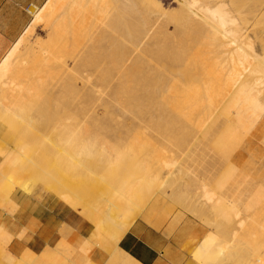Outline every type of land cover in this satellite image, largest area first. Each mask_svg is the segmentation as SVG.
Listing matches in <instances>:
<instances>
[{
  "label": "bare ground",
  "instance_id": "bare-ground-1",
  "mask_svg": "<svg viewBox=\"0 0 264 264\" xmlns=\"http://www.w3.org/2000/svg\"><path fill=\"white\" fill-rule=\"evenodd\" d=\"M175 2L177 10L169 12L152 0H106L101 7L107 16V11H111V17H102L103 26L88 32L85 27L89 19L73 9L71 0H48L36 8L29 27L2 60L0 94L16 101L22 95L21 83L29 86L28 80L44 81L46 92L50 91L47 104L54 111L61 104L65 106L64 111L49 118L63 128L57 146L71 153L75 161L89 153V144L104 142L112 133L117 137L106 127L111 124L124 128L129 114L133 125L134 120H139V125L137 121L134 125L138 129L130 127V122L134 133L124 129L144 141L149 140V133L143 138L139 131L144 127L140 124L158 130V135L165 128L169 136L166 138L173 143L185 144L193 137L188 133L181 137L177 132L181 127L200 130L205 140L214 139L216 144L214 155L210 151L204 153L203 172L207 178L225 174L219 188L225 184L237 188L241 171L235 164L264 158V32L252 39L247 30L239 28L233 13L241 16V4L230 5L226 0ZM241 2L253 4L252 16L264 15V0ZM40 24L50 32L48 41L29 44V36ZM156 33L163 38L155 40ZM92 68L104 76L87 84L85 74ZM109 109L114 113H108ZM130 138L131 135L126 140ZM105 147L98 148V158ZM12 152L6 156L4 166L1 164V178L8 172H19L17 160L22 154ZM230 164L235 166L226 171ZM77 165L81 166L76 161L78 169ZM257 177L264 180V170ZM255 188L258 194L254 201L258 203L263 194ZM242 205L238 197L230 207L237 209ZM110 210L102 216L106 219L102 225L111 217ZM259 251L258 259L264 264V247Z\"/></svg>",
  "mask_w": 264,
  "mask_h": 264
},
{
  "label": "rangeland",
  "instance_id": "rangeland-1",
  "mask_svg": "<svg viewBox=\"0 0 264 264\" xmlns=\"http://www.w3.org/2000/svg\"><path fill=\"white\" fill-rule=\"evenodd\" d=\"M82 1L71 0L73 9L80 12L85 19H89L85 27L88 32L97 30L103 18L108 20L111 17L112 12L107 11L109 13L107 16L101 7L106 0H84L85 6ZM152 1L161 3L169 12L177 10L175 0ZM226 1L234 6L241 4L239 6L243 9L240 10L241 13L239 12L241 16L237 15L235 9L233 15L239 21L237 22L239 28L247 30L248 36L255 39L264 32V15L257 18L252 16L250 9L253 4L241 2L244 0ZM35 11L36 9H32L33 13ZM33 17L34 14L31 22ZM240 20L244 23L241 24ZM259 20L263 24L259 23ZM49 33L48 28L40 24L29 36L28 43L34 45L47 42ZM153 36L156 37L155 40L163 38L160 33ZM6 54L0 60V64ZM67 61L71 64L69 57ZM99 69L88 70L84 82L98 81L99 76H104ZM114 76L110 77L114 79ZM20 82L25 80L17 81ZM28 82L29 86L21 83L22 95L17 97V102L15 99L3 98L0 94V105L3 106L0 109L2 165L12 151L22 154L17 160L19 172L17 174L8 172L5 178L0 177V208L16 209L12 199L17 193L39 201L51 199L60 202L63 208L78 212L90 222L92 230L88 238L81 239L73 230L63 227L58 253L51 257L49 262L32 252H27L23 258L7 262L4 259L5 248L0 245V264H136L118 247V244L140 218L153 226H165L170 234L178 233L186 238L184 248L189 254H193L192 258L196 264H262L258 257L259 250L264 247V180L258 178L257 174L264 170V158L237 162L235 165L241 171L237 188L230 184L219 188L225 174L207 178L203 172L204 153L206 151H210L212 155L216 153L214 139L205 140L200 130L186 126L179 128L177 132L181 137L187 133L193 135L191 140L185 144L173 143L167 139L169 136L165 133L168 132L165 128L163 131L160 130L161 136L156 134L158 130L154 131L153 128L140 124L142 128L144 127L139 131L143 138L147 132L149 133V140L146 136L144 141L133 134V131L138 129L139 120H136L137 124L133 119L134 125L137 124L134 126L131 114L129 117L128 113H125L128 120L125 121L124 128L131 130L130 127L133 126L135 129L131 130L133 133H127L123 127L119 129L108 125L112 128L106 127L107 131L117 135L115 137L112 133L117 142L111 134L112 140L110 135L109 139L107 138L109 143L107 139L98 144L93 141L94 143L87 146L89 153L82 154L80 160L76 158L77 164L82 166L77 165V169L71 153L68 154L57 146L63 128L55 120L49 119L55 113L60 114L62 110L64 111L65 106L61 104L62 108L60 106L54 111L55 108L47 104L50 91L46 92L45 82L37 80ZM24 84L26 88L23 87ZM38 84L39 87L36 86ZM81 84L80 82V86ZM23 93L27 94L28 101ZM113 111L109 109L108 113ZM81 126L85 128L84 125ZM129 135L130 140H126ZM102 146H106L105 150L101 151L102 153L105 151V154L98 158V148ZM109 147H113L114 150L111 151ZM90 152H93L91 153L93 157ZM96 152L98 153L95 155ZM235 165H227L226 171ZM23 167H28L29 170L25 171ZM169 171L172 172L168 174ZM254 188L263 194L262 200L258 203L254 201L258 194L254 192ZM238 197L243 201V205L237 209L231 208V203ZM109 208L111 217L108 218L107 226L102 225V221H106L102 216ZM194 234L203 237L200 243V238L193 239ZM67 255L68 259H64ZM79 255L81 260L76 263L75 257ZM103 256L108 258H102Z\"/></svg>",
  "mask_w": 264,
  "mask_h": 264
},
{
  "label": "crops",
  "instance_id": "crops-1",
  "mask_svg": "<svg viewBox=\"0 0 264 264\" xmlns=\"http://www.w3.org/2000/svg\"><path fill=\"white\" fill-rule=\"evenodd\" d=\"M47 1L0 0V60L29 27L32 17L29 8H40ZM1 164L0 159V167ZM12 201L16 209L0 208V245L5 248L3 252L7 262L10 258H23L27 252L49 262L58 253L63 227L70 228L81 239L88 238L92 230L89 221L77 212L63 208L58 201H39L22 193L15 194ZM192 237L200 238L197 234ZM185 242L186 238L181 234H170L165 226H153L140 218L125 233L118 247L136 264H196L193 254L185 250ZM80 258V255L75 257L76 263Z\"/></svg>",
  "mask_w": 264,
  "mask_h": 264
},
{
  "label": "built area",
  "instance_id": "built-area-1",
  "mask_svg": "<svg viewBox=\"0 0 264 264\" xmlns=\"http://www.w3.org/2000/svg\"><path fill=\"white\" fill-rule=\"evenodd\" d=\"M32 9H36V7H31V8H29L28 12H29V14H31V16H32V14H33Z\"/></svg>",
  "mask_w": 264,
  "mask_h": 264
}]
</instances>
